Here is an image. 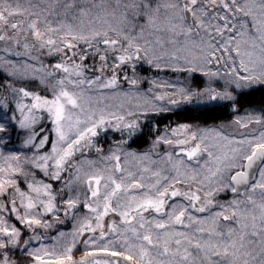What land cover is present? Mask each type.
<instances>
[{
    "label": "snow or ice",
    "instance_id": "6c2138e0",
    "mask_svg": "<svg viewBox=\"0 0 264 264\" xmlns=\"http://www.w3.org/2000/svg\"><path fill=\"white\" fill-rule=\"evenodd\" d=\"M0 77V264H264V0H0Z\"/></svg>",
    "mask_w": 264,
    "mask_h": 264
},
{
    "label": "trees",
    "instance_id": "16d2710c",
    "mask_svg": "<svg viewBox=\"0 0 264 264\" xmlns=\"http://www.w3.org/2000/svg\"><path fill=\"white\" fill-rule=\"evenodd\" d=\"M2 78V77H1ZM241 105L243 108L255 107L259 109L264 106V89L258 90L256 92L249 93L246 97L241 98ZM195 115V110L191 112H173V113H163L159 119H161L162 124H167L169 121H184L186 117H191ZM231 117L224 115L220 119H230ZM144 137H140L139 141L133 146L141 147L144 143Z\"/></svg>",
    "mask_w": 264,
    "mask_h": 264
},
{
    "label": "rangeland",
    "instance_id": "374dc122",
    "mask_svg": "<svg viewBox=\"0 0 264 264\" xmlns=\"http://www.w3.org/2000/svg\"><path fill=\"white\" fill-rule=\"evenodd\" d=\"M0 79H2L1 77H0ZM178 122H183V121H178ZM144 137V139L145 140H147L149 137L147 136V135H145V136H143ZM17 146H19V145H17ZM133 146V145H132ZM133 147H136V146H133ZM145 147H147V145L146 144H142V146L141 147H137V148H145ZM70 226V225H69Z\"/></svg>",
    "mask_w": 264,
    "mask_h": 264
}]
</instances>
